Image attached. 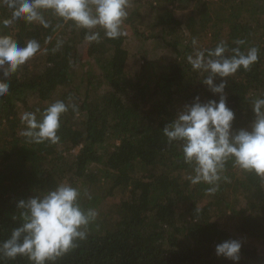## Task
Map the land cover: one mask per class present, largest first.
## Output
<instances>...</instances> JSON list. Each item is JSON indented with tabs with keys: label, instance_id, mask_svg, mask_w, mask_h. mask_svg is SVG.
I'll list each match as a JSON object with an SVG mask.
<instances>
[{
	"label": "trees",
	"instance_id": "trees-1",
	"mask_svg": "<svg viewBox=\"0 0 264 264\" xmlns=\"http://www.w3.org/2000/svg\"><path fill=\"white\" fill-rule=\"evenodd\" d=\"M10 15L0 5V21ZM43 15L49 28L0 24V34L20 46L32 39L41 45L0 97V243L23 222L18 201L70 184L87 191L91 199L82 195L81 206L98 216L87 238L55 264H234L216 254L228 240L243 245L239 264H264V179L229 160L209 192V184L191 183L181 142L169 144L162 132L196 95L219 99L187 57L222 41L231 49L238 40L242 51L257 47L259 60L228 78L225 95L236 114L233 130L250 129L252 102L264 98V0H129L127 35L110 39L97 28L100 40L91 43L87 30L51 10ZM57 41L62 46L53 52ZM132 43L140 57L130 68ZM156 44L170 57L149 68L144 53ZM57 100L69 106L59 142L23 136L22 114ZM0 264L32 262L0 257Z\"/></svg>",
	"mask_w": 264,
	"mask_h": 264
},
{
	"label": "clouds",
	"instance_id": "clouds-1",
	"mask_svg": "<svg viewBox=\"0 0 264 264\" xmlns=\"http://www.w3.org/2000/svg\"><path fill=\"white\" fill-rule=\"evenodd\" d=\"M0 5L11 12L10 18L0 21L4 28L17 20L49 28L43 12L51 10L65 22L87 30L85 39L90 43L100 40L97 28L103 29L110 39L127 35L122 29L128 18L129 0H0ZM50 40L51 37L46 42ZM62 43L57 41L52 51L59 50ZM235 43L238 46L229 49L222 41L214 49H197L194 56L187 57L193 71L207 73L202 83L219 99L205 101L196 95L162 130L169 144L181 142L184 161L194 172L189 177L191 183L205 182L211 186L209 192L219 187L229 160L264 179V98L252 102L255 119L250 129L234 131L236 114L225 95L228 78L241 68L250 70L259 60V49L250 47L245 52L239 47L244 41ZM192 44L196 48L198 41L193 39ZM40 51L41 45L35 39L22 47L11 35L0 34V97L9 94V78ZM217 78L221 80L219 84L215 82ZM71 107L77 110L76 105ZM68 110L65 102L57 100L43 112L37 109L23 113L21 122L25 129L21 134L36 144L58 143L62 117ZM82 195L91 199L86 190L82 193L70 184H59L43 195L18 201L23 222L13 229L9 239L0 243V257L14 260L26 256L32 264H55L77 246L78 240L87 238L88 227L98 216L96 209L81 206ZM242 247L239 240L224 241L216 246V254L239 264Z\"/></svg>",
	"mask_w": 264,
	"mask_h": 264
},
{
	"label": "rangeland",
	"instance_id": "rangeland-1",
	"mask_svg": "<svg viewBox=\"0 0 264 264\" xmlns=\"http://www.w3.org/2000/svg\"><path fill=\"white\" fill-rule=\"evenodd\" d=\"M136 43H132V48L130 47V54H131V56H130V65H129V67L131 68V64H134L132 61H134L135 59H137L138 60V58L140 57V55H138V51H137V49L135 48V45ZM150 51H151V49H150ZM150 51H149V49H148V51H146L145 53H144V55L146 56V58L149 60V63L148 62H146V63H144L145 65H148L149 66V68H151L150 67V63L151 62H153V63H157V60H159L160 58H165V59H167V58H169L170 57V53L169 52H167L166 50H163L160 46H159V44H156L155 46H154V48H153V53L152 54H150ZM139 67V66H138ZM120 192V191H119ZM118 192V190H116V192H114L113 191V194H112V198H110L112 201H118V197L120 196L119 194H121V193H119ZM116 193V194H115Z\"/></svg>",
	"mask_w": 264,
	"mask_h": 264
}]
</instances>
